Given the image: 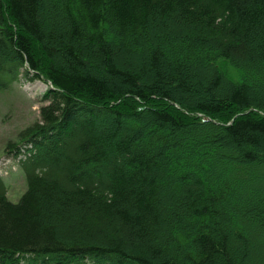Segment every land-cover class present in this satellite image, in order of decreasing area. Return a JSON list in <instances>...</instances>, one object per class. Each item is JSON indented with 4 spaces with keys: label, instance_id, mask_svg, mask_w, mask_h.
<instances>
[{
    "label": "trees",
    "instance_id": "1",
    "mask_svg": "<svg viewBox=\"0 0 264 264\" xmlns=\"http://www.w3.org/2000/svg\"><path fill=\"white\" fill-rule=\"evenodd\" d=\"M0 264H264V0H0Z\"/></svg>",
    "mask_w": 264,
    "mask_h": 264
},
{
    "label": "rangeland",
    "instance_id": "2",
    "mask_svg": "<svg viewBox=\"0 0 264 264\" xmlns=\"http://www.w3.org/2000/svg\"><path fill=\"white\" fill-rule=\"evenodd\" d=\"M47 84L21 77L9 88L0 93V160L8 155L6 145L9 140H17V133L32 122L38 120L39 108L46 104L43 94ZM3 159V160H4ZM8 161V160H7ZM18 166L4 177L7 184V197L17 202L25 191L24 173Z\"/></svg>",
    "mask_w": 264,
    "mask_h": 264
}]
</instances>
